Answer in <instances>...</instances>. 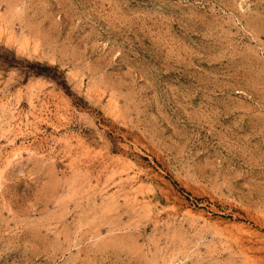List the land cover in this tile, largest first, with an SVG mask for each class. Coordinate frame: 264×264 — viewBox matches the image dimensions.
I'll use <instances>...</instances> for the list:
<instances>
[{
	"label": "rangeland",
	"instance_id": "rangeland-1",
	"mask_svg": "<svg viewBox=\"0 0 264 264\" xmlns=\"http://www.w3.org/2000/svg\"><path fill=\"white\" fill-rule=\"evenodd\" d=\"M0 264H264V0H0Z\"/></svg>",
	"mask_w": 264,
	"mask_h": 264
},
{
	"label": "trees",
	"instance_id": "trees-1",
	"mask_svg": "<svg viewBox=\"0 0 264 264\" xmlns=\"http://www.w3.org/2000/svg\"><path fill=\"white\" fill-rule=\"evenodd\" d=\"M12 59H13V60L15 59V55L12 57ZM8 66H13V65H12L11 62H9V63H8ZM45 67L48 68V69H50V70L57 71V67H52V66H48V65H46ZM57 72H58V71H57ZM34 74H35V75H41V74L46 75V74L43 73L42 70H41V71H38V72H36V73H34ZM47 76L50 77V75H47ZM51 78H53V79L59 81V75H57V74L51 76ZM61 81H64V80H61Z\"/></svg>",
	"mask_w": 264,
	"mask_h": 264
}]
</instances>
